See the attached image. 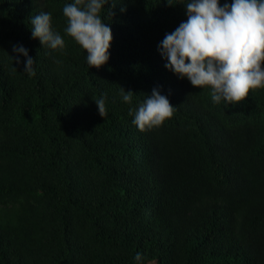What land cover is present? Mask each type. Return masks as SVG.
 I'll list each match as a JSON object with an SVG mask.
<instances>
[{"label":"trees","instance_id":"trees-1","mask_svg":"<svg viewBox=\"0 0 264 264\" xmlns=\"http://www.w3.org/2000/svg\"><path fill=\"white\" fill-rule=\"evenodd\" d=\"M68 2L0 0V264H135L137 251L145 264H264V88L214 104L165 69L158 44L184 0H110L109 59L89 67L63 31ZM41 10L63 52L31 36ZM120 88L132 106L159 88L176 110L140 130Z\"/></svg>","mask_w":264,"mask_h":264},{"label":"clouds","instance_id":"clouds-1","mask_svg":"<svg viewBox=\"0 0 264 264\" xmlns=\"http://www.w3.org/2000/svg\"><path fill=\"white\" fill-rule=\"evenodd\" d=\"M110 0H71L62 8L70 36L85 52L89 67L99 68L109 59L111 27L103 22L102 9ZM186 19L158 44L164 67L178 79H187L194 87L208 86L211 101L236 104L250 89L264 88V0H184ZM31 36L42 46L63 52L65 40L52 26V13L41 10L30 18ZM16 65L23 73L36 75L34 59L22 44L12 46ZM121 99L129 105L132 123L140 130L160 126L170 118L172 106L159 88H153L141 102L133 105V92L122 88ZM99 114L107 115L105 98L95 100ZM135 264H145L137 251Z\"/></svg>","mask_w":264,"mask_h":264}]
</instances>
